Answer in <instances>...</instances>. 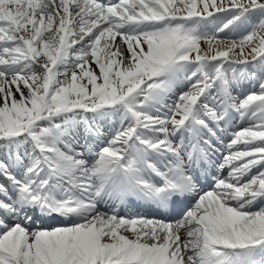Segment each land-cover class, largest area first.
Wrapping results in <instances>:
<instances>
[{"label":"snow or ice","instance_id":"snow-or-ice-1","mask_svg":"<svg viewBox=\"0 0 264 264\" xmlns=\"http://www.w3.org/2000/svg\"><path fill=\"white\" fill-rule=\"evenodd\" d=\"M0 264H264V0H0Z\"/></svg>","mask_w":264,"mask_h":264},{"label":"bare ground","instance_id":"bare-ground-1","mask_svg":"<svg viewBox=\"0 0 264 264\" xmlns=\"http://www.w3.org/2000/svg\"><path fill=\"white\" fill-rule=\"evenodd\" d=\"M140 211H145V209L141 208Z\"/></svg>","mask_w":264,"mask_h":264},{"label":"rangeland","instance_id":"rangeland-1","mask_svg":"<svg viewBox=\"0 0 264 264\" xmlns=\"http://www.w3.org/2000/svg\"><path fill=\"white\" fill-rule=\"evenodd\" d=\"M246 126V125H245Z\"/></svg>","mask_w":264,"mask_h":264}]
</instances>
